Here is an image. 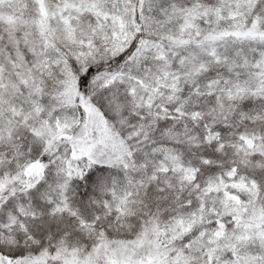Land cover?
<instances>
[{
  "label": "snow or ice",
  "instance_id": "obj_1",
  "mask_svg": "<svg viewBox=\"0 0 264 264\" xmlns=\"http://www.w3.org/2000/svg\"><path fill=\"white\" fill-rule=\"evenodd\" d=\"M0 264H264V0H0Z\"/></svg>",
  "mask_w": 264,
  "mask_h": 264
}]
</instances>
